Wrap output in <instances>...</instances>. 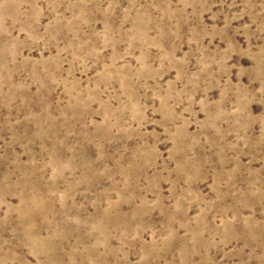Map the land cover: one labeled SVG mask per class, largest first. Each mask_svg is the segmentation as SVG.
I'll use <instances>...</instances> for the list:
<instances>
[{"label": "rangeland", "instance_id": "rangeland-1", "mask_svg": "<svg viewBox=\"0 0 264 264\" xmlns=\"http://www.w3.org/2000/svg\"><path fill=\"white\" fill-rule=\"evenodd\" d=\"M0 264H264V0H0Z\"/></svg>", "mask_w": 264, "mask_h": 264}]
</instances>
